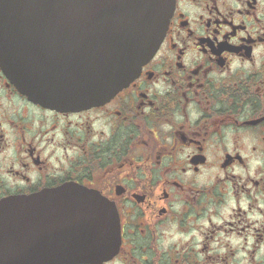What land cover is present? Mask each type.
Here are the masks:
<instances>
[{"label": "flooded vegetation", "instance_id": "obj_1", "mask_svg": "<svg viewBox=\"0 0 264 264\" xmlns=\"http://www.w3.org/2000/svg\"><path fill=\"white\" fill-rule=\"evenodd\" d=\"M3 63L0 200L115 210L101 264H264V0H173L136 78L91 106L34 100ZM110 215L38 218L106 252Z\"/></svg>", "mask_w": 264, "mask_h": 264}, {"label": "water", "instance_id": "obj_2", "mask_svg": "<svg viewBox=\"0 0 264 264\" xmlns=\"http://www.w3.org/2000/svg\"><path fill=\"white\" fill-rule=\"evenodd\" d=\"M170 0H0V53L22 91L40 102L83 107L103 101L134 79L158 46ZM74 191L72 199H94ZM40 197L0 200V264H100L118 251L115 212L108 206H45ZM105 208L116 223L111 252L100 238L40 215H81ZM111 218V219H110ZM55 219V218H54ZM65 229L67 232H60Z\"/></svg>", "mask_w": 264, "mask_h": 264}]
</instances>
